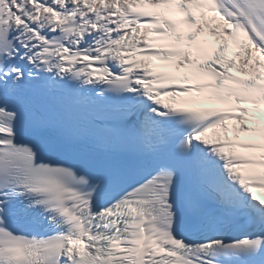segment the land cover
I'll use <instances>...</instances> for the list:
<instances>
[{
  "label": "snow or ice",
  "instance_id": "6c2138e0",
  "mask_svg": "<svg viewBox=\"0 0 264 264\" xmlns=\"http://www.w3.org/2000/svg\"><path fill=\"white\" fill-rule=\"evenodd\" d=\"M257 168L264 0H0V264H264Z\"/></svg>",
  "mask_w": 264,
  "mask_h": 264
}]
</instances>
